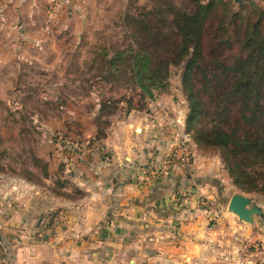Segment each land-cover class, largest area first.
I'll list each match as a JSON object with an SVG mask.
<instances>
[{
    "label": "crops",
    "instance_id": "obj_1",
    "mask_svg": "<svg viewBox=\"0 0 264 264\" xmlns=\"http://www.w3.org/2000/svg\"><path fill=\"white\" fill-rule=\"evenodd\" d=\"M24 1L39 0H0V51L9 49L8 34L20 31L8 19L13 10L20 19ZM56 1L74 10L89 0ZM164 97L145 113L112 119L103 138H96L95 127L83 132L82 159L48 157L59 163L42 183L0 174V264L230 263L235 243L250 234L249 224L219 205L184 209L175 201L174 192L193 181L200 192L217 196L209 176L216 169L198 158L206 156L195 152L188 171L140 180L142 167L163 164L177 135L186 132L185 107L180 111ZM51 214L52 229L38 235V221Z\"/></svg>",
    "mask_w": 264,
    "mask_h": 264
},
{
    "label": "rangeland",
    "instance_id": "obj_2",
    "mask_svg": "<svg viewBox=\"0 0 264 264\" xmlns=\"http://www.w3.org/2000/svg\"><path fill=\"white\" fill-rule=\"evenodd\" d=\"M165 1L183 9L193 7L190 0H89L80 2L83 7L75 3L73 10L65 1L39 0L24 1L20 19L15 16V10L10 13L9 25L19 24L20 31L10 32L9 49L0 51V61L3 62L0 65L1 175L20 178L24 177L22 174L37 171L44 180L59 163V159L47 160L48 157L68 156L65 148L54 151L56 133L66 131L76 141L84 143L81 140L85 138L83 132L86 130L89 132L95 127L96 133H107L112 119L126 117L133 110L145 113L151 109L152 103L156 106L160 94L167 96L164 99L168 105L175 103L180 111L185 107L183 121L186 131L189 109L183 92L181 66L172 65L166 87L154 90L153 96H149L142 93L129 75L120 72L113 75L106 65L119 49L138 46L131 26L143 25L150 17L149 25L154 26L159 17L154 16V7ZM230 1L231 9H242L252 19L256 18L252 3L264 11V0H244L242 4ZM127 14L135 18L129 19ZM137 20L141 23H136ZM164 31L167 32V28ZM141 37L137 43L154 44V41ZM16 41L19 42L17 49L14 48ZM101 104H105L103 111ZM180 111L177 113L182 114ZM193 142H190L192 164L196 162L195 152H198L206 156L198 157L203 165L209 163L216 169L209 176L217 196L200 192L193 181L195 185L180 190L191 195L183 208L198 205L208 211L219 205L237 217L228 211L232 195L240 193L250 197L262 208L263 214L255 216L254 223L243 221L249 224L250 234L246 240L235 243L228 264H264V192L237 187L221 151L197 144L193 146ZM263 181L264 178L260 183ZM178 192H174V196ZM206 199L212 200L214 205L204 203ZM52 216L55 217L51 214L38 221V235L45 237L52 229L49 226ZM3 253L0 250V258H5Z\"/></svg>",
    "mask_w": 264,
    "mask_h": 264
},
{
    "label": "trees",
    "instance_id": "obj_3",
    "mask_svg": "<svg viewBox=\"0 0 264 264\" xmlns=\"http://www.w3.org/2000/svg\"><path fill=\"white\" fill-rule=\"evenodd\" d=\"M190 2V9L170 1L155 5L153 28L150 16L131 26L136 41L142 36L154 44L135 41L137 47L119 49L106 65L113 75H129L149 96L166 87L172 65L181 66L186 132L200 147L221 151L237 187L264 192V11L252 3V19L231 9L230 0ZM22 175L43 182L31 171Z\"/></svg>",
    "mask_w": 264,
    "mask_h": 264
},
{
    "label": "built area",
    "instance_id": "obj_4",
    "mask_svg": "<svg viewBox=\"0 0 264 264\" xmlns=\"http://www.w3.org/2000/svg\"><path fill=\"white\" fill-rule=\"evenodd\" d=\"M191 140V136L187 132L178 134L163 164L157 167H142L140 180L146 183H152L162 175L167 174L169 170H190L194 162L191 155ZM53 146H55L54 151L65 148L68 151L67 157L73 154V157L70 158H74L77 161L82 159V155L84 154V145L79 140L76 141L74 136L66 131L55 134ZM190 197V193L180 191L175 195V201L179 205H184L189 201ZM204 203H213L214 205V202L210 199H206Z\"/></svg>",
    "mask_w": 264,
    "mask_h": 264
},
{
    "label": "water",
    "instance_id": "obj_5",
    "mask_svg": "<svg viewBox=\"0 0 264 264\" xmlns=\"http://www.w3.org/2000/svg\"><path fill=\"white\" fill-rule=\"evenodd\" d=\"M239 4H242L244 0H234ZM228 211L236 215L241 221L254 223L255 216L262 215L263 210L260 206L252 201L248 196L240 193H235L232 195Z\"/></svg>",
    "mask_w": 264,
    "mask_h": 264
}]
</instances>
